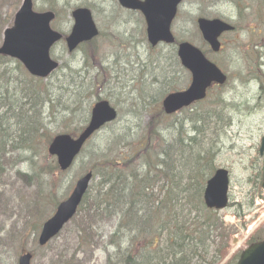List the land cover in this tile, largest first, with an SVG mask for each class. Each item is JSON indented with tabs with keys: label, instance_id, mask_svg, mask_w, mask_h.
<instances>
[{
	"label": "rangeland",
	"instance_id": "rangeland-1",
	"mask_svg": "<svg viewBox=\"0 0 264 264\" xmlns=\"http://www.w3.org/2000/svg\"><path fill=\"white\" fill-rule=\"evenodd\" d=\"M22 1L0 0V46L3 32L13 25ZM260 1L263 0H242V5L254 6ZM34 5L37 12L53 10L58 13L53 29L64 34H68L73 25L71 12L87 7L95 18L101 37L71 55L63 44L53 58L71 68L63 67L50 81H35V84L29 85L34 93L46 89L54 100L53 109L36 106L35 100H32L31 119L27 123L17 108L25 102L21 100L16 107V118L10 122L7 119L0 121V136L3 141L9 142L8 149L24 154L16 155L24 157L21 162H10L5 166L0 156V264H17L21 251L35 249L33 238L36 230L32 229L38 224L35 208L40 204L49 205L41 207L43 218L49 217L53 203L69 197L76 181L91 168L96 158L105 156L108 159L125 152L130 154L150 144L145 136L146 124L151 116L161 114V102L156 93L165 92L167 87L183 90L190 84V75L174 61L176 49H151L142 18L119 12L115 1L34 0ZM242 11L225 0H219L217 4L216 0H196L186 3L180 10L173 28L177 40L190 42L204 51L211 61L221 67L229 81L225 87L213 89L206 103L178 114L177 118L168 119L163 125L165 130H172L173 125L181 121L192 129L198 120L216 119V109L221 105L218 108L228 118L231 127L218 163L231 173V202L236 205L246 204L259 193L263 158L258 156V151L264 137V93H261L264 90V65L259 64L264 60V53L262 58L258 53L259 50L264 52V20L259 17V20H253V9L247 10L245 15ZM218 15L229 17L239 29L225 36L224 49L220 54H213L198 38L196 19H214ZM237 42L241 44L240 57L237 55L239 59L235 61L233 52L238 50L233 49V45ZM102 70H106L109 78L106 80L105 75H101L98 85L103 88H94L97 71ZM234 73H238V79ZM18 75L26 78L23 72ZM71 78H74L73 82H69ZM249 78H252L251 83ZM97 95L111 102L118 111L119 120L90 142L72 170L61 174L54 172V164L46 153L47 144L52 136L59 133L78 135L88 122L89 108L98 101ZM169 130L165 132L167 137L171 136ZM30 137H33L31 146ZM94 187L98 184H93ZM256 201L255 209L245 213L243 220L236 216L238 206L222 212L226 222L240 229L229 226L235 229L239 239L234 246L237 253L244 247L248 236L247 231H243V221H247V226L252 228L251 233L263 223L254 236L255 239L264 238V219L261 218L264 202L261 203L259 196ZM245 210L248 211L247 205ZM28 217L31 220L26 223ZM73 230L74 225L70 224L48 249L37 250L35 264H70L74 257V264L87 259L90 260L88 264H105L107 255L104 247L97 250L91 246H78L77 239L82 235ZM212 256L210 251L209 259Z\"/></svg>",
	"mask_w": 264,
	"mask_h": 264
},
{
	"label": "water",
	"instance_id": "water-1",
	"mask_svg": "<svg viewBox=\"0 0 264 264\" xmlns=\"http://www.w3.org/2000/svg\"><path fill=\"white\" fill-rule=\"evenodd\" d=\"M127 5L131 0H120ZM148 1V0H147ZM152 1V0H151ZM165 3L153 9L144 10L148 17V35L150 42L155 45L160 40L171 42L173 39L169 33L170 21L175 15L176 5L180 0H163ZM147 7V6H144ZM76 25L72 37L68 40L70 50H73L78 42L91 38L95 34V27L90 13L87 10H78L73 14ZM54 18L52 14L36 15L32 13L31 0H25L21 11L16 17L15 26L5 34L4 47L0 49V55H11L21 59L30 70L37 75L46 76L56 65L51 63L48 57L50 47L57 42L61 36L49 29V23ZM205 38L217 50V38L230 28L218 21H199ZM183 64L191 68L195 73V82L191 90L185 94L174 95L165 102V108L172 112L182 105L189 104L192 100L202 98L206 86L212 81H223L224 78L215 68L201 58L200 54L187 44L180 47L179 52ZM221 81V82H222ZM115 118V113L107 103L98 104L93 110L90 126L77 141L68 136H61L54 140L50 147V153L58 157L62 169H67L73 158L80 151L85 140L104 123ZM91 175L81 180L72 197L59 207V212L53 221H50L44 229V242L61 230L63 225L74 215L78 204L87 190ZM217 186L222 184L215 192L207 193L206 200L209 205L219 208L226 205V177L218 173L215 179ZM264 187V185H263ZM21 264H26L21 261ZM238 264H264V242L252 245L246 250Z\"/></svg>",
	"mask_w": 264,
	"mask_h": 264
},
{
	"label": "trees",
	"instance_id": "trees-1",
	"mask_svg": "<svg viewBox=\"0 0 264 264\" xmlns=\"http://www.w3.org/2000/svg\"><path fill=\"white\" fill-rule=\"evenodd\" d=\"M0 61H5L4 59L0 58ZM195 140V138H191L189 140L190 143H193V141ZM178 146H183V144L185 143L184 139L182 136H180L178 138V140L176 141ZM184 147V146H183ZM168 148L162 149L161 153L163 154V157H165L167 160L169 159V153H168ZM172 149V148H171ZM190 151H197L198 153L200 151H202V147H198V148H192L189 149ZM166 160V161H167ZM160 170H159V174L160 175H164L165 176V171L168 168V164L167 162H162L161 166H160ZM207 175H204L203 177L205 178ZM194 181V179H193ZM123 182H120V185H122ZM193 189V186L189 187L187 190H184L180 193L181 197L186 198L187 202H185V207L188 210H191L192 212L198 211V209L200 207H202V202H201V198L191 194V190ZM100 202H104V200H100ZM101 206V205H99ZM185 207H181L179 210H177L176 206H173L171 208V212L173 214V217L176 219L175 216H178L179 212L184 213L185 212ZM107 208L112 209L113 212H118L120 210H122V207L119 206H108ZM130 211L132 210V208L129 209ZM160 210V209H157ZM163 211L167 210V207H164L162 209ZM175 214V215H174ZM158 215V213H157ZM159 216H157L158 218ZM206 220L213 222L214 224V229H207L204 232V236L206 239L209 238V236L214 232L216 233V237L220 236L221 237V243L217 248V253L218 256L220 257V259H222L225 254L227 253L228 250V242L232 236V231L224 228L222 223H219V220L213 219V218H209V219H201L198 217L197 222L204 227H209L210 225L206 224ZM215 220V221H214ZM169 225H165L162 228H158L155 226V230H159V229H167L169 228ZM201 233H203V231H200ZM177 235L174 238V241L171 242L169 245L167 244L166 247H163L161 249V251L156 252L154 255V259L152 260L150 257L148 256H143L141 257L138 262L139 264H190L192 262L193 259L198 258L199 260L202 261H206L207 256H208V250H209V245L207 242H203L202 239L200 238V242L199 243H195L194 239L191 236H184V233L181 230H177L175 232ZM173 231V234H175ZM187 240V241H186ZM207 254V255H206ZM134 262H136L133 258L131 257H126L125 259H123V264H134ZM216 264L214 261L213 262H209L207 264Z\"/></svg>",
	"mask_w": 264,
	"mask_h": 264
},
{
	"label": "bare ground",
	"instance_id": "bare-ground-1",
	"mask_svg": "<svg viewBox=\"0 0 264 264\" xmlns=\"http://www.w3.org/2000/svg\"><path fill=\"white\" fill-rule=\"evenodd\" d=\"M236 55H237V53H236Z\"/></svg>",
	"mask_w": 264,
	"mask_h": 264
}]
</instances>
